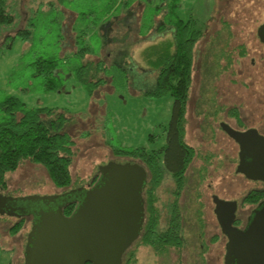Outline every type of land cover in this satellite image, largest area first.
I'll list each match as a JSON object with an SVG mask.
<instances>
[{
    "label": "rangeland",
    "instance_id": "rangeland-1",
    "mask_svg": "<svg viewBox=\"0 0 264 264\" xmlns=\"http://www.w3.org/2000/svg\"><path fill=\"white\" fill-rule=\"evenodd\" d=\"M104 1L74 2L88 8L101 5ZM131 1L135 7L129 10L131 19L128 23L130 20L135 22V19L138 22L141 14V8L138 9L140 1ZM47 2L48 0H15L18 12L16 23L9 27L8 31L4 30L0 34V45L5 43L3 39L7 32L12 34L16 28L23 25L27 10L37 7L45 9ZM178 2L177 16L182 20L193 17L197 20V26L203 29L206 35L220 28L222 18L229 22L232 30L228 43L230 51H225L226 54L219 56L217 63L209 71L213 76L203 73L202 67L196 69L191 96L203 95L205 100L215 93L214 89L217 90L219 86V91L225 92L227 104L232 101L241 102L240 105L243 104L245 111L253 112L256 116L255 124H258L263 107L257 103V96L264 95V64L260 58L264 45L258 40L256 28L264 21V0H178ZM71 7L74 6L71 4ZM122 12L124 14L126 10ZM54 16L38 15L37 18L42 22L36 29V36L40 39L33 45L15 37L11 39L9 46L5 44L0 46V94L14 95L28 106L58 107L66 111L70 119L65 130L74 139V151L69 165L72 180L70 188H74L85 186L92 179L95 181L99 174L97 168L109 160L131 161L127 157H115L112 148L139 146L149 150L160 148L164 142V129L170 120L173 98L169 93L160 97H148L143 94L142 91L153 81V75L149 70H145L148 66L143 55V49L154 40L150 37L153 31L144 38L139 37L136 35V25L132 24V21L131 26L125 25L126 27L120 30L113 20L104 25L108 39L105 40L107 43L103 48V54L99 52L101 42L98 39L92 42L94 55L98 57L105 55L106 58L121 65L116 64L117 67L109 69L112 79L97 88L93 95H90L71 73L58 90L40 88L38 79L32 77L33 64L39 56L55 52L53 42L57 38L56 24L48 22ZM68 22L65 20L64 53L70 52L72 47L73 33L69 30ZM166 32L162 37H165ZM164 39L169 42L170 35ZM203 43V38L197 41L195 53L197 49L202 48ZM241 46L243 53L239 54ZM253 58L255 62L251 64L250 60ZM245 66L247 68L243 70ZM239 67L243 70L241 74L237 73ZM202 82L205 83V88L201 86ZM207 104L204 103L196 112L197 104L195 105L194 99H191L186 113L185 139L196 149V154L186 168L184 184L186 186L181 198H178L181 203L180 214L184 222L183 236L186 241L180 248H168L157 253L149 245L134 240L130 248L135 253V264H223V239L220 234H215L219 233V229L212 212L210 194L215 193L227 199L240 201L250 188L264 186L236 172L238 147L218 127V121L222 119L224 113L218 111L212 114ZM174 188L170 175L164 174L155 189V205L160 212L157 226L159 229L166 227L169 204L175 198L172 193ZM59 190L51 185L41 166L25 161L6 175V188L1 191L21 196L53 194ZM242 207L245 209L248 205L243 204ZM14 221L13 217L0 215V264H23L22 250L30 225L20 221L15 227L16 223H12ZM195 222H198L196 226ZM11 247L18 251L17 262H14L16 256L13 257Z\"/></svg>",
    "mask_w": 264,
    "mask_h": 264
},
{
    "label": "trees",
    "instance_id": "trees-1",
    "mask_svg": "<svg viewBox=\"0 0 264 264\" xmlns=\"http://www.w3.org/2000/svg\"><path fill=\"white\" fill-rule=\"evenodd\" d=\"M74 1L48 0L45 9L37 7L27 10L23 25L16 28L12 34L7 32L3 39L4 44L9 46L11 39L19 37L33 45L40 39L36 36V29L42 22L37 18L38 15L54 14L48 22L56 24L57 38L53 42L55 52L36 59L32 77L38 79L40 88L58 90L71 73L74 79L93 95L97 88L112 79L109 69L120 65L105 55H94L93 41L98 39L101 42V54L106 47L105 40L108 37L104 25L113 20L120 30L122 27L131 26L132 21V24L136 25V35L142 38L153 31L150 37L154 40L143 49L148 66L145 70H149L153 75V81L142 92L148 97H160L169 93L173 98L170 120L164 129V142L158 149L149 150L139 146L112 148V152L115 157H127L131 161L139 159L148 172L144 188L145 220L135 241L140 240L157 253L168 248H180L184 240L181 236L179 209L173 206L167 228L159 229L157 226L160 212L155 205V189L165 172L174 177L177 188L184 184V172L196 154L195 148L185 139L186 105L192 86L195 44L204 39L199 54L200 67L204 69L203 73L213 76L209 71L217 63L219 56L226 54L225 51H230L228 43L232 30L229 22L222 18L220 28L206 35L193 17L182 20L177 16L178 0H138V9L141 8L139 20H130L129 23V10L135 7L131 0H105L101 5L88 8L81 7V3L76 4ZM71 4L74 7H71ZM15 5V0H0V34L15 25L18 17ZM123 10H126L124 14ZM65 20L69 21V30L73 33L72 47L70 52L66 53L63 50ZM167 28L171 30L169 42L164 41L167 35L162 37ZM238 52L243 53V46L239 47ZM201 86L204 87L205 83L202 82ZM69 119L62 108L28 106L14 95L0 94V190L6 188V175L25 161L41 166L51 185L60 189L58 192L70 189L72 180L69 165L74 151V139L65 130ZM261 195L264 196V193ZM258 197L259 194L252 192L246 200L257 201ZM74 208L75 204L69 203L63 207V213L70 215ZM198 221L201 225L199 217ZM18 225L16 223L15 227ZM130 247L131 245L122 255V264L136 262L134 250Z\"/></svg>",
    "mask_w": 264,
    "mask_h": 264
},
{
    "label": "water",
    "instance_id": "water-1",
    "mask_svg": "<svg viewBox=\"0 0 264 264\" xmlns=\"http://www.w3.org/2000/svg\"><path fill=\"white\" fill-rule=\"evenodd\" d=\"M264 23L258 27L261 30ZM238 143L236 172L264 181V135L254 128L237 131L222 124ZM97 182L65 192L12 196L0 193V215H16V205H36L26 235L23 264H122L144 221L141 191L146 170L137 161L109 160L99 165ZM214 213L227 236L224 264H264V199L244 229L233 225L236 201L213 197ZM12 202H14L12 204ZM74 203L70 215L63 207Z\"/></svg>",
    "mask_w": 264,
    "mask_h": 264
},
{
    "label": "flooded vegetation",
    "instance_id": "flooded-vegetation-1",
    "mask_svg": "<svg viewBox=\"0 0 264 264\" xmlns=\"http://www.w3.org/2000/svg\"><path fill=\"white\" fill-rule=\"evenodd\" d=\"M262 23H264V21L261 22L258 25V27ZM258 27L256 28V35L258 37V40L264 45V28L261 30V35H262V38H261L259 36V34H258ZM165 31H167L166 34H165V36L168 35V34L169 35L171 34V30L170 29L167 28ZM199 50H201V49H199ZM199 50L197 49L196 53L193 55L192 82H193L194 76L196 74V69H198L200 67V58L198 56ZM260 54H261L260 55L261 61H263V64H264V51L262 50L260 52ZM254 62H255L254 58L250 60V63L251 64H254ZM241 66H242V64H241ZM246 68H247V66H245L243 68V70L246 69ZM243 70H242V68L239 67L237 69V73L238 74H241L243 72ZM216 86L217 85H215V87ZM219 88L220 87L218 86L217 90L214 89L217 93L215 92L212 95H209L208 98H205V100H203L204 99L203 98L204 97L203 95H201V96H194L193 97L190 94V96L188 98V101H187V105H186V113H187V109H189V107H190L191 99H194L195 105L197 104L196 105L197 106L196 112L199 111V109H200L201 106L202 107L204 106V103H208L207 105L210 106V108L212 110V114L217 113L218 111H220V112L222 111L224 113V115H223L222 119H220L218 121V127L225 134V136L229 140L233 141L237 145V147H238L237 157H238V162H239V146H238V143L235 142V140L228 135V133L226 132V130L224 129V127H223L222 124H225V125L231 127L234 130H237V131H244V130L249 129V128H254V129L257 130L258 133H260L261 135H264V95L257 96V103L261 107H263V108H262L261 114L258 117L259 123L258 124H255L256 116L253 114V112L250 111V110L248 112H247V110L245 111L244 110L245 107L243 108L242 107L243 104L240 105L241 102H239V101L238 102L232 101L229 104H227V101H226L227 100V97L225 96V92L224 91L223 92L219 91ZM188 144L190 146L194 147V145H191L190 143H188ZM115 161H120V160L117 159ZM124 161H121V162H124ZM134 161L139 162L145 168V166L141 163V161L139 159H135ZM145 170H146V173H147V175H146V182H145V184H144V186L142 188V191H141L142 202H143V210H144V220H145L144 188H145V186L147 184V180H148L147 179L148 178V172H147V169L146 168H145ZM237 173H239V172H237ZM164 174H169L170 177L173 180L174 185H175V188L172 191V193L174 194L175 198L169 204L170 207L168 209L169 210L168 211V216L169 217H168V220L166 221V227H165V228H167V223L170 220L171 211H172L173 206L177 207L179 209V212H180L181 203L179 202L178 198H181V195L183 193V190H184V188L186 186V185H184L185 184V181H186V170L184 172V184H182L181 188H177V186L175 184V181H174V177L170 173L165 172ZM239 174H241L244 178H246L248 180L258 181L261 184H264V181H262V180H252V179L247 178L242 173H239ZM97 179H98V177L96 178L95 181H93V179H92L91 182H88L87 185H85L84 187H87V188L88 187H91L92 185H94L97 182ZM63 192H65V191H63ZM252 192H255V193L259 194V197L257 198V201L246 200V197H248L249 195H251ZM0 193L6 194V195H12V194H10L8 192L7 193H4L1 190H0ZM263 193H264V186L263 185H261L260 187L255 186V187L250 188L242 196V198L240 199V201H237V199H227V198L221 197V196H219V195H217L215 193H211L210 194V199H211L212 204H213V210H212V212H213V214L215 216L216 221H217V218H216V215L214 213L215 203L213 201V197L214 196H217L218 198L223 199V200H234V201H236V204H237L236 210H235L236 217H235V220L233 222V225L236 226L239 229H244L246 227L248 221H249V218H250V216L252 214V211L258 206V204L260 203V201H262L264 199V196L261 195ZM178 195H179V197H178ZM12 196H20V195H12ZM13 203L14 202H12V204ZM243 204L248 205V207L245 208V209H242L243 208L242 207ZM16 206H20V207H17L15 209L16 210L15 211L16 212L15 213L16 215H6V213L3 214V215H6V216H10V217L15 218V221L12 222L13 224H15L17 222H20V221H24L25 224L26 223H29V225L31 227V223H32V221L36 217L35 214H34V212H33L36 209V205L34 206V204H32V205H22L21 204V205H16ZM180 216H181V214H180ZM182 219L183 218L181 216V227H182L181 228V236H182L183 240L186 241L185 238H184V236H183V224H184V222H182ZM143 223H144V221H143ZM197 223L198 222H195V226H196ZM217 226H218V229H219V233L215 232V234H220V236L223 239L224 252H223V255H222V262L224 264V257H225V254H226V244H227L228 238L221 231V227H220L218 221H217ZM214 236L217 237L216 235H214ZM14 239H16V238H14ZM19 239H21V237ZM25 243H26V241H25ZM24 247H25V244H24ZM10 251L12 253H14L13 257L16 256V259L14 258V260H15L14 262H17L19 260L18 259L19 257H17V255H16L18 251L15 248H12V247H11ZM23 251H24V248L22 250V256H23ZM23 261H24V256H23ZM9 262H11V261H9Z\"/></svg>",
    "mask_w": 264,
    "mask_h": 264
}]
</instances>
